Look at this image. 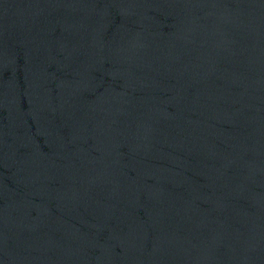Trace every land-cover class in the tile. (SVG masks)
Listing matches in <instances>:
<instances>
[{"label": "water", "instance_id": "95a60500", "mask_svg": "<svg viewBox=\"0 0 264 264\" xmlns=\"http://www.w3.org/2000/svg\"><path fill=\"white\" fill-rule=\"evenodd\" d=\"M0 264H264V0H0Z\"/></svg>", "mask_w": 264, "mask_h": 264}]
</instances>
